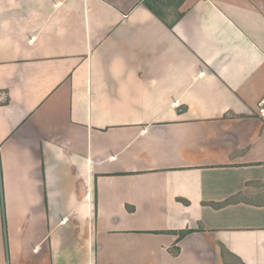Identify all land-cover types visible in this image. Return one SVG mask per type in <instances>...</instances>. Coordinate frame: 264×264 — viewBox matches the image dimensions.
<instances>
[{
    "label": "crops",
    "instance_id": "obj_1",
    "mask_svg": "<svg viewBox=\"0 0 264 264\" xmlns=\"http://www.w3.org/2000/svg\"><path fill=\"white\" fill-rule=\"evenodd\" d=\"M0 94V264H264V0H0Z\"/></svg>",
    "mask_w": 264,
    "mask_h": 264
},
{
    "label": "built area",
    "instance_id": "obj_2",
    "mask_svg": "<svg viewBox=\"0 0 264 264\" xmlns=\"http://www.w3.org/2000/svg\"><path fill=\"white\" fill-rule=\"evenodd\" d=\"M3 100V95L0 94V101ZM260 114L264 118V101L260 105ZM1 148H2V139L0 137V153H1Z\"/></svg>",
    "mask_w": 264,
    "mask_h": 264
},
{
    "label": "trees",
    "instance_id": "obj_3",
    "mask_svg": "<svg viewBox=\"0 0 264 264\" xmlns=\"http://www.w3.org/2000/svg\"><path fill=\"white\" fill-rule=\"evenodd\" d=\"M0 175H1V171H0ZM3 209H4V204H3Z\"/></svg>",
    "mask_w": 264,
    "mask_h": 264
}]
</instances>
